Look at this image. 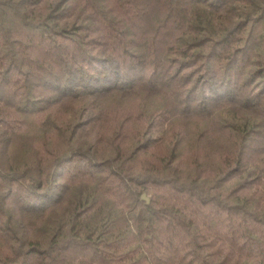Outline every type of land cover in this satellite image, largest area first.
<instances>
[{"label": "trees", "instance_id": "1", "mask_svg": "<svg viewBox=\"0 0 264 264\" xmlns=\"http://www.w3.org/2000/svg\"><path fill=\"white\" fill-rule=\"evenodd\" d=\"M0 264H264V0H0Z\"/></svg>", "mask_w": 264, "mask_h": 264}, {"label": "rangeland", "instance_id": "2", "mask_svg": "<svg viewBox=\"0 0 264 264\" xmlns=\"http://www.w3.org/2000/svg\"><path fill=\"white\" fill-rule=\"evenodd\" d=\"M130 103L131 101H129V104ZM81 109H82L81 104L67 103L60 110H58L56 114L61 119V122L64 124L66 123V121L70 119V117L74 113H78V111H81ZM49 126L50 127H48L49 129H47V133L44 134L47 137L46 140L48 141L47 143L48 145L53 142L55 138L54 136L60 133L58 129V125L55 122ZM41 142H42L41 139L40 140H36L35 138L25 139L23 142H19L20 143L19 151H22V153L24 154L26 150H30L32 151L31 156L34 158L42 156V153H40L39 148H37L41 144ZM36 148L38 149L39 153H37V151L35 150ZM43 156H44V153H43Z\"/></svg>", "mask_w": 264, "mask_h": 264}, {"label": "water", "instance_id": "3", "mask_svg": "<svg viewBox=\"0 0 264 264\" xmlns=\"http://www.w3.org/2000/svg\"><path fill=\"white\" fill-rule=\"evenodd\" d=\"M142 200H145L147 203H149V202H150V199H149V198H147L145 195H143V196H142Z\"/></svg>", "mask_w": 264, "mask_h": 264}]
</instances>
